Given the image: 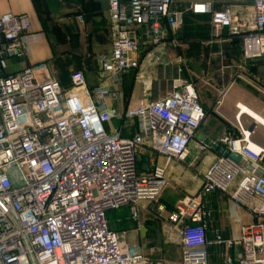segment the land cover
Wrapping results in <instances>:
<instances>
[{"label": "built area", "instance_id": "obj_1", "mask_svg": "<svg viewBox=\"0 0 264 264\" xmlns=\"http://www.w3.org/2000/svg\"><path fill=\"white\" fill-rule=\"evenodd\" d=\"M106 1L112 47L98 57L92 90L79 71L70 76L71 93L40 72L42 66L0 77V264H165L123 250L107 215L126 208L137 220L142 203L157 201L168 162L186 163L205 112L194 85L181 79L172 81L168 95L119 112L110 105L117 85L138 69L140 46L159 45L187 11L209 15L213 31L240 36L245 60L264 58V0H252L249 21L235 20L227 3ZM36 40L26 15L0 16V68L7 57L25 56ZM238 109L236 133L218 145L240 161L217 156L197 193L177 201L167 217L180 237V264H209L205 228L212 214L203 200L214 193L243 207L256 201L252 221L237 220L238 238L225 241L217 233L214 244L238 246L236 264H264V149L251 142L253 129L242 127ZM115 118L132 123V136L106 129ZM144 151L165 158V165L150 158L142 173Z\"/></svg>", "mask_w": 264, "mask_h": 264}, {"label": "crops", "instance_id": "obj_2", "mask_svg": "<svg viewBox=\"0 0 264 264\" xmlns=\"http://www.w3.org/2000/svg\"><path fill=\"white\" fill-rule=\"evenodd\" d=\"M175 1L214 2L218 6L227 3L235 20L249 21L253 17L252 0ZM5 14L26 15L31 34L37 40L30 43L25 56L5 58L6 67L0 68V77L42 66L39 71H45L69 93L70 76L75 71L83 74L89 90L98 85V57L110 53L112 47L106 0H0V16ZM139 58L138 69L125 74L117 85V100L110 103L115 110L123 112L164 97L171 92L172 81L181 79L194 85L205 120L189 145L186 163L168 162L169 184L156 202L157 207L149 205L146 218L140 219L139 215L133 220L136 225L127 231L134 239L133 246L126 244L125 231L116 230L117 223L126 220L124 212L128 213V209L108 213V225L120 235L124 249L140 251L150 260L180 264V237L167 217L174 212L177 201L197 193L202 175L219 156L220 139L236 133L238 107L264 121V58L245 60L240 36L230 34L228 29L213 31L209 15H193L190 11L185 12L180 28L166 29L159 45H141ZM217 101H221L219 106ZM239 122L244 129H253L251 142L264 149V126L244 112ZM106 129H120L125 137L133 134L132 123L119 118L113 119ZM201 145L208 148L201 151ZM142 154L145 155L140 159L142 173L147 172L150 158L158 166L166 163L165 158L155 154L146 151ZM203 202L212 214L211 223L205 228L209 264H224L227 259L236 264L240 248L215 245V235L235 241L239 236L237 220L251 222V209L256 201L251 200L243 207L228 195L214 193Z\"/></svg>", "mask_w": 264, "mask_h": 264}, {"label": "rangeland", "instance_id": "obj_3", "mask_svg": "<svg viewBox=\"0 0 264 264\" xmlns=\"http://www.w3.org/2000/svg\"><path fill=\"white\" fill-rule=\"evenodd\" d=\"M153 101V100H152ZM152 101H149V102H152ZM155 101V100H154ZM168 184H169V182H168V179H167V185H166V187L168 186ZM166 187L164 188V190L166 189ZM163 190V191H164ZM162 191V192H163ZM159 199V198H158ZM158 199H157V201H158ZM156 201V202H157ZM156 202H154V203H142L141 205H140V208H139V215H140V219H143V218H146L147 216H146V212H149L148 210V206L149 205H155L156 204ZM156 207H157V205H155ZM156 209V208H155ZM125 213V219L126 220H124L123 222H121V223H117V225H119V226H117V228H116V230L117 231H121V230H123V231H125L126 233H125V236H124V238H126V244L128 245V242H129V246H133L132 244H134L135 242H134V239H133V237L132 236H130V233H127V231H128V229L130 228V227H132L133 225L135 226L136 225V223L137 222H134L133 220L131 221V220H129L128 218V213L125 211L124 212ZM156 221H158V220H156ZM159 222V221H158ZM119 237V240L122 242V239H120V235L118 236ZM129 240V241H128ZM121 247H122V249L123 250H126V249H124V247L122 246V244H121ZM129 249H130V247H129ZM131 251H134V250H131Z\"/></svg>", "mask_w": 264, "mask_h": 264}, {"label": "water", "instance_id": "obj_4", "mask_svg": "<svg viewBox=\"0 0 264 264\" xmlns=\"http://www.w3.org/2000/svg\"><path fill=\"white\" fill-rule=\"evenodd\" d=\"M218 147H219V145H217V148ZM218 152H219V155H222L224 157L228 156V157H230L232 160H234L237 163L240 161L238 156L233 155V154H228V153L224 152V149L221 146L219 147Z\"/></svg>", "mask_w": 264, "mask_h": 264}, {"label": "bare ground", "instance_id": "obj_5", "mask_svg": "<svg viewBox=\"0 0 264 264\" xmlns=\"http://www.w3.org/2000/svg\"><path fill=\"white\" fill-rule=\"evenodd\" d=\"M241 110L242 112L246 113L247 115H249L252 119H254L256 121V123H258L259 125H263L264 126V121L262 119H260L259 117H257L256 115L252 114L251 112H249L248 110H246L244 107L241 106Z\"/></svg>", "mask_w": 264, "mask_h": 264}, {"label": "trees", "instance_id": "obj_6", "mask_svg": "<svg viewBox=\"0 0 264 264\" xmlns=\"http://www.w3.org/2000/svg\"><path fill=\"white\" fill-rule=\"evenodd\" d=\"M217 8H218V6H217Z\"/></svg>", "mask_w": 264, "mask_h": 264}]
</instances>
